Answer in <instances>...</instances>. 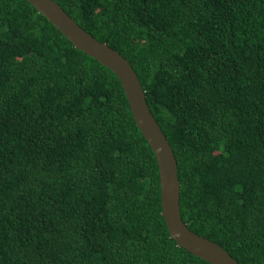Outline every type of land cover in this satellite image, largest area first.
I'll use <instances>...</instances> for the list:
<instances>
[{
	"label": "trees",
	"instance_id": "trees-1",
	"mask_svg": "<svg viewBox=\"0 0 264 264\" xmlns=\"http://www.w3.org/2000/svg\"><path fill=\"white\" fill-rule=\"evenodd\" d=\"M55 1L137 73L184 223L264 264V0ZM0 264H210L170 236L117 76L27 0H0Z\"/></svg>",
	"mask_w": 264,
	"mask_h": 264
},
{
	"label": "water",
	"instance_id": "water-1",
	"mask_svg": "<svg viewBox=\"0 0 264 264\" xmlns=\"http://www.w3.org/2000/svg\"><path fill=\"white\" fill-rule=\"evenodd\" d=\"M77 49L110 69L121 82L134 120L153 150L160 172L162 215L177 245L210 264H239L221 245L188 228L181 215V187L171 144L151 112L146 92L125 57L82 28L55 0H27Z\"/></svg>",
	"mask_w": 264,
	"mask_h": 264
}]
</instances>
